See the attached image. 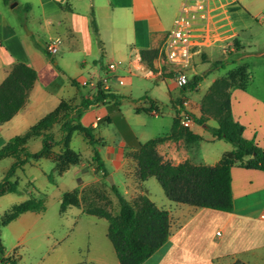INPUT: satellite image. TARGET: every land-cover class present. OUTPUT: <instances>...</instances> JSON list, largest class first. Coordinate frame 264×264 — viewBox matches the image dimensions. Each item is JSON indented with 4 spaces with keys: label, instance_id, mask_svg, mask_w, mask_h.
Returning a JSON list of instances; mask_svg holds the SVG:
<instances>
[{
    "label": "crops",
    "instance_id": "crops-1",
    "mask_svg": "<svg viewBox=\"0 0 264 264\" xmlns=\"http://www.w3.org/2000/svg\"><path fill=\"white\" fill-rule=\"evenodd\" d=\"M235 1L210 0L208 18L198 20L208 37L201 43V28L195 31L197 45L187 73L190 79L197 74H204V78L195 90L183 92L174 79L175 67L166 62L163 50L184 0H0V84L18 62L30 65L37 72L26 104L10 120L0 123V148L14 136L25 133L62 100L77 105L84 97L93 98L99 79L107 78V91L120 98L93 104L82 115V123L94 128L96 143L92 145L84 139L89 147L90 163L86 164L80 153L82 161L60 175L71 171L79 182V187L74 189L79 190L81 205H71L65 211H73L79 218L91 216L98 217L96 221L100 223H104L101 219L108 222L105 217L87 213L85 207L90 203L107 207L111 199L115 204L114 214L120 212L118 198L111 188L113 184L107 190L104 188L102 172L93 162L97 149L108 175L113 180L117 174L123 175L122 187L115 180L114 184L128 200L145 194L158 207L169 210V238L143 264H264V170L238 165L231 168L233 210L224 211L173 202L165 191L157 200L148 185L151 177L139 178L134 156L146 141L162 138L157 149L164 160L173 164L187 160L197 165L217 163L233 147L223 145L221 153L206 161L207 154L200 151L202 143L226 141L215 137L209 129L218 126L215 118L207 117L203 123L193 120L187 127L199 139L185 135L172 137L174 121L184 101H187L184 110L201 116L202 99L211 85L236 65L243 64L248 66L251 78L245 89L231 90L232 112L245 126L244 136L264 147V81L257 85L256 92L251 89L259 75L264 76V43L245 41L230 15V6ZM18 9L23 10L27 31L23 32L16 22L20 18ZM93 19L98 32L94 30ZM55 37L61 38V53L57 57L45 48ZM236 38L244 47L237 62H229L224 68L214 66L215 61L227 59L228 52L236 54ZM142 50L151 52L152 67L143 59ZM104 59L107 71L102 73ZM110 62L117 63L114 70L109 69ZM152 100L155 107L147 111ZM54 131L59 139V125ZM27 144L32 152H37L42 148V137H34ZM54 149L59 151V146ZM13 161L1 166L3 174ZM39 161L31 159L26 165ZM26 165L15 176L19 170L25 171ZM85 172L91 175L82 177ZM102 188L104 194L100 197ZM11 193L15 192L4 195ZM43 212H24L4 226L17 234L23 227L21 234L26 233L34 228ZM107 237L108 229L96 243L81 241L71 246L69 253L58 254L44 264H120ZM63 240L56 239L54 245H62Z\"/></svg>",
    "mask_w": 264,
    "mask_h": 264
},
{
    "label": "trees",
    "instance_id": "trees-1",
    "mask_svg": "<svg viewBox=\"0 0 264 264\" xmlns=\"http://www.w3.org/2000/svg\"><path fill=\"white\" fill-rule=\"evenodd\" d=\"M66 5H62L65 7ZM27 8L30 6L27 5ZM95 32L98 27L92 20ZM236 54L228 52L225 60L213 63L216 67L224 68L227 63H236L244 51L240 40H234ZM157 54V53H154ZM143 59L152 67V55L149 50H142ZM37 72L30 65L16 63L8 76L0 84V123L10 120L26 104L29 92L35 83ZM204 74L194 75L183 87V92L195 90ZM251 78L246 64L236 65L224 76L219 77L209 88L202 99V115L191 112L189 116L197 123H203L207 117L217 120V127H209L213 135L224 139L233 145V149L225 152L220 160L211 164H193L184 161L173 164L164 160L157 149L162 138L151 139L141 145L134 154L139 166V178L146 180L156 177L161 183L165 194L173 202L187 203L197 207H207L224 211L233 210V193L231 184V168L234 165L264 170V147L254 139L244 136L245 126L234 118L231 106V90L245 89ZM120 96L104 89H99L93 98L84 97L80 104H72L62 100L53 111L41 118L25 133L11 138L0 148V159L13 157L14 161L8 168L5 177L0 181V196L10 192H21L20 182L14 179L18 169H24L31 159L48 157L54 161V170L49 179L54 181V175H62L70 166L79 164L82 155L70 147L72 135L79 131L84 139L94 145L95 134L92 126L84 125L81 121L84 111L91 105L105 102L109 99L119 100ZM147 111L153 110L155 102ZM59 125L61 136L55 138V127ZM181 126L184 129H181ZM185 135L189 139H199L186 126L182 125L179 116L176 117L171 133L172 137ZM34 137H42V148L32 152L28 142ZM59 146V151L54 148ZM98 171L105 176L109 174L100 152L95 149L92 157ZM28 184L34 186V182ZM113 192L118 198L120 212L114 214L101 205L92 203L85 207L89 214L105 217L109 222L108 237L117 253L120 264H143L169 238L170 213L168 209L160 208L147 195L137 196L133 201L128 200L113 184ZM24 191H27L24 189ZM71 205H81L79 190L74 189L64 193L62 211ZM47 208L44 198L35 195L14 204L2 216L0 230L4 225L15 220L27 211L43 212ZM5 247L0 238V263L18 264L17 259L4 256Z\"/></svg>",
    "mask_w": 264,
    "mask_h": 264
},
{
    "label": "rangeland",
    "instance_id": "rangeland-1",
    "mask_svg": "<svg viewBox=\"0 0 264 264\" xmlns=\"http://www.w3.org/2000/svg\"><path fill=\"white\" fill-rule=\"evenodd\" d=\"M16 12L20 15V18L16 19L20 29L23 32L27 31L26 25H24L23 10L18 9ZM230 15L239 30H241V34L246 38V42L257 40L261 44L264 43V0H236L230 6ZM60 53L55 54L56 57ZM103 65L105 68L102 69V73H105L107 71L106 59H104ZM263 81L264 76L259 75L256 83L251 86V89L256 92L258 90L257 85L262 84ZM223 145L233 147L227 141H218L217 143L203 142L200 151L207 154L205 159L210 162L212 161L211 159L223 151ZM71 147L79 153H83L86 164L87 162L90 163L91 158H88L89 147L81 132L77 131L74 133ZM12 160V158H6L0 161V181L6 175L3 174L1 166L10 164ZM35 160L39 161V159ZM53 170L54 161L48 157L42 158L39 162H34L32 165L28 164L25 171L19 170L14 177V179L20 180L19 186L22 191L0 196V222L3 214L24 197L29 198L35 195L44 198L46 201L47 208L43 213H40L37 222L34 223L35 225L33 224L34 228L32 230L21 234V231H23L22 227L19 232L20 234H17L9 226L1 227V240L5 247L4 256L5 254H9L11 257L17 259L18 264H44L50 262L58 254L64 252L61 255L64 256L69 253V248L81 241L86 240L92 244L96 243L97 240L103 238L105 231L108 229V222L105 219H101L104 223H100V221H96L99 220L98 217L84 216L79 218L73 211H62L63 193L79 187V182L71 171L63 176L54 175V181H51L49 174ZM88 171H90L89 165ZM90 175V172H85L82 177L88 178ZM102 175L104 188L107 190L111 182L107 178L108 175L105 176L103 173ZM122 178V174H117L114 179L119 188L123 185ZM29 181L34 182V186L28 184ZM148 185L150 186L152 195L157 200L160 195L163 196L164 189L156 177H151ZM24 189L27 191H24ZM99 194L100 197L103 196V188ZM106 205L110 207H106L107 209H111L115 213L113 200L109 199ZM89 231H91V236ZM56 239H64L62 245L55 246ZM106 240L110 242L108 237Z\"/></svg>",
    "mask_w": 264,
    "mask_h": 264
},
{
    "label": "built area",
    "instance_id": "built-area-1",
    "mask_svg": "<svg viewBox=\"0 0 264 264\" xmlns=\"http://www.w3.org/2000/svg\"><path fill=\"white\" fill-rule=\"evenodd\" d=\"M210 0H184L181 13L175 19L173 28L166 36L164 47V58L166 62L172 64L174 69V79L179 86H184L190 80L187 68L193 57V48L197 45L195 42L197 36L195 31L201 28V43L207 41L208 34L206 30L198 24L199 19L206 20L208 18V4ZM61 38L55 37L48 41L45 45L46 51L55 55L59 52ZM109 69L114 70L117 67L116 62H110ZM108 89V79H99L96 84L97 91L99 89ZM187 105V101L180 104L179 118L182 125L189 127L193 119L189 113L183 108Z\"/></svg>",
    "mask_w": 264,
    "mask_h": 264
},
{
    "label": "water",
    "instance_id": "water-1",
    "mask_svg": "<svg viewBox=\"0 0 264 264\" xmlns=\"http://www.w3.org/2000/svg\"><path fill=\"white\" fill-rule=\"evenodd\" d=\"M107 178L111 182V184H114V180H113V176L112 175H108Z\"/></svg>",
    "mask_w": 264,
    "mask_h": 264
}]
</instances>
